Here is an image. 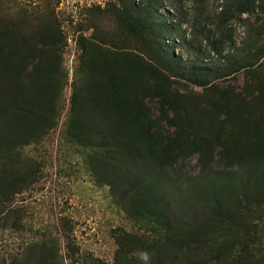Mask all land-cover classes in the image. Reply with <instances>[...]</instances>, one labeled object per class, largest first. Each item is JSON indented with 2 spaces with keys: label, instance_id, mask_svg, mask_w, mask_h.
<instances>
[{
  "label": "trees",
  "instance_id": "16d2710c",
  "mask_svg": "<svg viewBox=\"0 0 264 264\" xmlns=\"http://www.w3.org/2000/svg\"><path fill=\"white\" fill-rule=\"evenodd\" d=\"M195 1L189 50L219 54L215 63L165 46L187 31L160 14L162 0H119L107 11L116 30L78 37L62 138L140 227L114 230L117 264H264V0H222L212 12ZM252 13L238 45L236 22ZM67 39L53 12L35 17L0 0V217L15 230L27 226L20 196L41 181L42 146L65 110ZM240 72L237 91L227 82ZM195 154L192 171L184 161ZM59 222L61 232L41 229L0 264H88L71 220Z\"/></svg>",
  "mask_w": 264,
  "mask_h": 264
},
{
  "label": "rangeland",
  "instance_id": "374dc122",
  "mask_svg": "<svg viewBox=\"0 0 264 264\" xmlns=\"http://www.w3.org/2000/svg\"><path fill=\"white\" fill-rule=\"evenodd\" d=\"M132 2L135 6L143 5V0ZM221 2L222 0H208L205 5L212 12ZM6 4L8 9L26 10L35 17L48 11L51 14L53 12L68 37L64 60L70 78L65 89V110L60 118V124L42 146V151L45 152L44 158H40L44 160L45 165L42 179L20 196L25 199L23 205L27 211L24 217L26 228L12 229L6 226L0 217V259L13 251H18L20 246L32 239L41 229L46 228L53 234L61 232L59 219L66 217L71 220L72 243L79 253L81 262L92 264L91 259L95 258L101 261H95L98 264H117L115 253L118 244L114 230L124 228L136 232L140 227L128 219L116 205L110 187L97 183L87 172L82 153L65 145L62 132L70 112L71 83L75 77L80 52L78 37L81 34L89 37L97 25L101 29L100 33L108 34L116 30V18L107 11L115 4L119 5V0H6ZM159 12L168 23L181 22L182 28L187 31L185 40L176 32L167 37L164 43L166 47L174 50L177 56L185 60L191 58L192 61L196 59L202 63L216 62L219 54L208 52L207 54L211 55L202 58L198 51L189 50L192 23L196 13L195 0H162ZM252 23H257L255 13L244 14L241 20H237L235 37L238 45L242 43L249 30L248 25ZM92 24L94 27L89 28ZM199 47L197 43L195 49ZM205 48L203 47V50ZM226 53L224 51L223 56ZM245 78V72H240L227 84L231 83L235 85L237 91H242ZM195 89L202 91L203 88ZM174 129L175 127L171 128ZM29 149L30 152L34 151V147ZM184 163L192 171L200 169L198 154ZM61 246V252L66 253L67 243L62 240ZM64 264H73V260L65 258Z\"/></svg>",
  "mask_w": 264,
  "mask_h": 264
},
{
  "label": "clouds",
  "instance_id": "9594fccd",
  "mask_svg": "<svg viewBox=\"0 0 264 264\" xmlns=\"http://www.w3.org/2000/svg\"><path fill=\"white\" fill-rule=\"evenodd\" d=\"M143 259L147 260V256L145 255V256L143 257Z\"/></svg>",
  "mask_w": 264,
  "mask_h": 264
}]
</instances>
